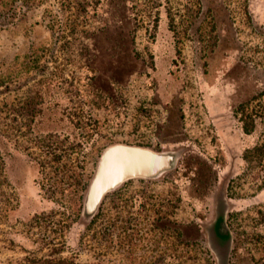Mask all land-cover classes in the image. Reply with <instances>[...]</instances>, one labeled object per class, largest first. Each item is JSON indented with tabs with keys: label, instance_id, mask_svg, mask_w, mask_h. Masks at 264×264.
<instances>
[{
	"label": "rangeland",
	"instance_id": "374dc122",
	"mask_svg": "<svg viewBox=\"0 0 264 264\" xmlns=\"http://www.w3.org/2000/svg\"><path fill=\"white\" fill-rule=\"evenodd\" d=\"M222 76L250 130L227 147L205 108L225 113ZM116 143L171 158L86 215ZM0 155V264H264V0H0Z\"/></svg>",
	"mask_w": 264,
	"mask_h": 264
},
{
	"label": "water",
	"instance_id": "95a60500",
	"mask_svg": "<svg viewBox=\"0 0 264 264\" xmlns=\"http://www.w3.org/2000/svg\"><path fill=\"white\" fill-rule=\"evenodd\" d=\"M116 146H119L117 147L119 149H115V152L119 153L114 158L116 162L112 164V162L109 163L113 152L111 150ZM145 157L150 158L152 165L146 162ZM170 158L167 154L135 145L116 143L106 147L99 157L95 173L88 185L84 200V211L87 214L91 213L103 194L112 190L121 182L131 178H149L155 175L167 167ZM111 166L114 168L111 169ZM111 171L113 178L104 182V174L111 173Z\"/></svg>",
	"mask_w": 264,
	"mask_h": 264
},
{
	"label": "crops",
	"instance_id": "0c3cea01",
	"mask_svg": "<svg viewBox=\"0 0 264 264\" xmlns=\"http://www.w3.org/2000/svg\"><path fill=\"white\" fill-rule=\"evenodd\" d=\"M230 58H231V56H230ZM212 62L213 63H211V65H213L215 63V60L212 59ZM220 79H221L220 81L226 82L225 89L227 90L226 91L227 98H225V99H226L227 102H226V111H225V113H220L222 108H220V106H218V105L211 104V101L205 102V108H206V111H207V113L209 114V116L211 118V121H213L215 123V127L217 128V130H219L217 132V134L219 136V139L223 142L225 147H227V146H233V144H236L238 142V139H239L238 135H243L244 136L243 139L249 138L250 135L247 134V133H244L242 131V129H240V127H238L237 129L233 130L231 128V126L229 125V120H226L225 118H223L224 115L227 114V111H228V108H229V101H231L232 96L234 97V96H236L237 94L240 93V89H239V87L237 89L233 88V84H231L235 80V78L228 77V80H229L228 81L227 77L222 76ZM227 81H228V83H227ZM238 81H240V80H238ZM213 86H216V85L212 84L210 86L209 84H207L205 100H206L207 95L210 94V92H214L215 91L213 89ZM244 92L245 91H243V93ZM231 151H232V149H231ZM4 159H5V157L0 155V160H2L5 163L6 160H4ZM7 172L8 171H7L6 167H5V169L3 170V176L5 177V179L7 181L8 180L10 181V179L8 178V176L6 174ZM25 177L27 178L28 181H26L24 183V187H25L24 191L27 192V194L29 196V199L31 201H33L34 204H36V202H38V197H39L38 196L39 194H38L37 186L32 181L31 174L26 175ZM9 184L12 185V188L14 190V195H15V187H16L17 183L15 181H12V182L10 181ZM259 192H260V197H261L263 195L262 193H264V183L263 184L259 183ZM18 193H19V190H18ZM22 202H23V197L20 196V193H19L18 197L15 196V205L10 206V204H8L6 202L2 204L4 209H6V208L10 209L6 213V215H4L5 224L11 225V224H14V221L15 222L16 221H19V222L23 221V215H22L23 213H22V210H21L22 209ZM10 211H11V213H10ZM258 222L255 221V223H254V232H255L254 234L256 235L257 239H259L258 241L261 242L262 238H264V234H262V232L264 230V228H262V225H264V223L261 220H259ZM230 245L231 246H229V251H227V252L228 253L230 252L231 255L235 254L237 256L238 253L236 251L237 250L241 251L242 248L239 249L240 245H238L239 246L238 247L236 242L233 243V241H232V244H231V240H230ZM230 248H231V251H230ZM231 262H232V259H230V264H231ZM228 264H229V262H228Z\"/></svg>",
	"mask_w": 264,
	"mask_h": 264
},
{
	"label": "bare ground",
	"instance_id": "6f19581e",
	"mask_svg": "<svg viewBox=\"0 0 264 264\" xmlns=\"http://www.w3.org/2000/svg\"><path fill=\"white\" fill-rule=\"evenodd\" d=\"M117 147H119V146H116V147H114V148H112V150L111 151H113L112 152V158L110 159V161H109V163L110 162H112V164H114L115 162H116V160L114 159V158H116L117 157V154L119 153V152H115L116 150L115 149H119V148H117ZM145 160H146V162L147 163H150V165H152V162H151V160H150V158H146L145 157ZM108 162V161H107ZM111 164V165H112ZM149 167H151V166H149ZM114 167L113 166H111V169H113ZM113 171V170H112ZM112 171H111V173H109V172H107L106 174H104V182H107V181H109L110 179H112L113 178V173H112ZM101 182H103V181H101ZM103 184V183H102Z\"/></svg>",
	"mask_w": 264,
	"mask_h": 264
},
{
	"label": "trees",
	"instance_id": "16d2710c",
	"mask_svg": "<svg viewBox=\"0 0 264 264\" xmlns=\"http://www.w3.org/2000/svg\"><path fill=\"white\" fill-rule=\"evenodd\" d=\"M241 127H242V131L244 132V133H249L250 132V130L248 129V128H246V126L243 124V125H241ZM261 148H262V143L260 142L259 144H255L254 146H253V150H257V151H260L261 150ZM163 170V169H162ZM162 170H160V171H162ZM159 171V172H160ZM158 172V173H159ZM158 173H156V174H158ZM155 174V175H156ZM262 183H264V179L262 178ZM86 215H88L87 213H86ZM42 261H40V262H36V264H39V263H41Z\"/></svg>",
	"mask_w": 264,
	"mask_h": 264
}]
</instances>
